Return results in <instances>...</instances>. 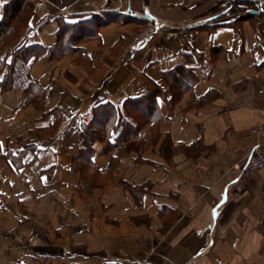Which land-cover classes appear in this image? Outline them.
<instances>
[{
  "label": "crops",
  "instance_id": "0c3cea01",
  "mask_svg": "<svg viewBox=\"0 0 264 264\" xmlns=\"http://www.w3.org/2000/svg\"><path fill=\"white\" fill-rule=\"evenodd\" d=\"M222 2L36 0L2 49L6 62L24 43L45 51L29 68L41 104L0 86V264H264V168L229 185L264 122V17L186 26ZM145 21L158 29L107 76ZM179 66L194 82L172 104ZM89 127L105 131L91 145Z\"/></svg>",
  "mask_w": 264,
  "mask_h": 264
},
{
  "label": "trees",
  "instance_id": "16d2710c",
  "mask_svg": "<svg viewBox=\"0 0 264 264\" xmlns=\"http://www.w3.org/2000/svg\"><path fill=\"white\" fill-rule=\"evenodd\" d=\"M36 0H7L5 2V13L0 18V86L3 90L11 89V88H19L24 90L27 93V101H33L36 104H39L38 100L43 99L44 96V90L38 85L36 81H33L29 72L30 68V62L34 57H38L41 55L45 48H43L40 45L37 44H22L18 47H16L13 50L12 58L10 62H6L5 57L2 55V49L3 46L7 43H10L11 40L5 41L6 36L9 33H18L20 27L13 26L16 22L19 14H21L22 11H25L27 9V6H29V13H25V25L28 23V20L30 19L31 13L33 11L34 5ZM245 3L250 4V6H253V2L251 1H245ZM242 9V8H241ZM26 11V12H27ZM28 14V15H26ZM27 16V17H26ZM23 21V23H24ZM235 20L231 21L233 25H235ZM80 26L75 25H69L66 23L63 25L62 29L71 30V32L75 34L76 31H79ZM41 26L38 28L40 29ZM71 36L75 37L73 34ZM70 43H65V45H62L61 50L68 51L70 50ZM168 74L170 83L172 85L173 93L169 100L170 103L174 104L179 100V95L181 96V93H183L185 90H188L191 88L192 82H194V76L191 73L190 70L186 69L185 66H179L175 70L169 72ZM184 80L186 83H181ZM163 95V92L161 90H157L155 93L146 95L145 96V104L146 103H152L155 104V99L157 95ZM138 101V100H137ZM141 101V100H139ZM130 102H134V100H130ZM109 110H112L109 108ZM98 129V130H97ZM97 131H102L103 129L100 128H93L89 127L88 130H86L84 133L87 135L88 138H85L84 142L87 145H91L92 141L95 140L98 136ZM87 139V140H86ZM21 152H8L7 158H10V160H14L17 155H21L24 151V149L27 147L26 145H22Z\"/></svg>",
  "mask_w": 264,
  "mask_h": 264
},
{
  "label": "rangeland",
  "instance_id": "374dc122",
  "mask_svg": "<svg viewBox=\"0 0 264 264\" xmlns=\"http://www.w3.org/2000/svg\"><path fill=\"white\" fill-rule=\"evenodd\" d=\"M245 1H247V0H223V2L220 4V10L218 12H216V14H218V13L222 12L223 10L229 8V10L226 13L221 14L217 18H215V19H213L211 21H207V22L201 21V20H203L205 18H203V19H193V20L189 21L188 23H186V26H190V25L197 26L198 24L200 25L202 23H208V22H212V23H220V22L221 23H228V22L234 21L236 19L251 17L254 14L249 13L248 10L249 9H256L255 6H257V7L259 6V8H257V9H261L262 7L264 8V0L263 1H260V0L253 1V0H251L252 2L255 3L254 6H249V4L245 3ZM260 2H262L263 4H261ZM206 3H205V5L208 4V3L207 4ZM102 7L103 8H106L107 5L102 6ZM27 9H28V11L25 10V11H22L21 14H19V16H18V18H17V20H16V22L14 23L13 26H15V27H17V26L18 27H22V26L25 25V21H24L25 20V18H24L25 17V13H29V11H31V10H29V6H27ZM216 14H213V15H216ZM26 15H28V14H26ZM213 15L207 16L206 18L211 17ZM257 16L264 17V13H261L260 15H257ZM23 21H24V23H23ZM151 25H153V22L152 21H145V22H143L141 24H138L137 27H135V29H134L135 30V32H134L135 35L132 38V40H135V36L141 35L146 30H149L152 27ZM172 26H173V22L171 24V27ZM163 27H165V25ZM166 27H167V25H166ZM180 28H182V27H180ZM168 29H172V28H169V26H168V28L166 30H168ZM173 29L176 31V30L179 29V27L178 28H173ZM17 35H18L17 32L16 33H13V34L12 33H9L6 36L5 41H9V40L12 41V40H14L17 37ZM83 42H85V40ZM126 49H127L126 48V45L123 46L122 49H121V51H120V53L118 55H116V58H114L113 62L110 65H107L106 67H104V73L107 76H111V74H113L120 67H122L123 65L126 64V63L122 62V60L126 56V52H125ZM53 53L56 56L55 58L60 59V60H62L67 55H69V53L66 52L65 50H60L58 52H57V50H54ZM74 62L80 63V59L77 60V58H76V59H74ZM182 81L183 82H181V83H186L184 80H182ZM11 89H16V88H11ZM11 89H7V90H11ZM172 91H173V89H172ZM187 91L188 90H185L184 93L187 92ZM184 93H181V96H180V94L177 93V95H179V100L178 101L181 100V97L184 95ZM42 100H43L42 98L38 100L39 104H41ZM131 110H132V108L129 109V112H131ZM142 114H144V113L142 112V113H139L138 115H134V118L137 120V122L140 125V127H143L144 125H146V123H149V118H147L146 116H144ZM263 124H264V122H263ZM254 126H252L251 129ZM93 128L95 129V127H93ZM97 132H98V135H97L98 137L97 138H103V135H102L103 132L102 131H97ZM254 137H255V143H256L257 142V138H256V136H254ZM165 142H167V141H165ZM165 142H163V144ZM250 146H252V145H250ZM100 180H103V179L100 178V176H99L98 182H100ZM78 191H80L82 197H84V198H87L88 197L87 195L89 194V192H86V190L78 189Z\"/></svg>",
  "mask_w": 264,
  "mask_h": 264
},
{
  "label": "built area",
  "instance_id": "2783aa9c",
  "mask_svg": "<svg viewBox=\"0 0 264 264\" xmlns=\"http://www.w3.org/2000/svg\"><path fill=\"white\" fill-rule=\"evenodd\" d=\"M149 30H146L141 35L135 36V40L132 43L126 45V56L122 60L124 63H128L134 54V49L138 44L150 33L158 29L157 25L153 24ZM251 132L257 138V142L252 146H249L243 157L234 164V169L237 172V176L230 182L231 191L233 196L238 194V191L244 186L246 179H248L254 172L264 168V124L255 125ZM228 185V186H229ZM221 198V202H225L227 199V189ZM221 203V204H222Z\"/></svg>",
  "mask_w": 264,
  "mask_h": 264
},
{
  "label": "water",
  "instance_id": "95a60500",
  "mask_svg": "<svg viewBox=\"0 0 264 264\" xmlns=\"http://www.w3.org/2000/svg\"><path fill=\"white\" fill-rule=\"evenodd\" d=\"M261 4H263V3H261ZM228 10H229V8L223 10L222 12H220V13H218L216 15H213L211 17L205 18V19H203L201 21H203V22L211 21V20L217 18L218 16H220L221 14L226 13ZM248 12L251 13V14H254V15H260L261 13H264V8L262 7L261 9H249ZM140 16L144 17V18H152L153 17V15L150 14L148 11L145 12L144 14H141Z\"/></svg>",
  "mask_w": 264,
  "mask_h": 264
}]
</instances>
